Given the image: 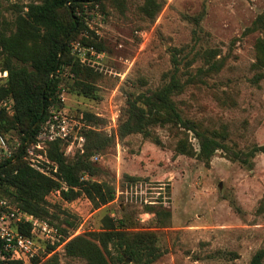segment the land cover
<instances>
[{
    "label": "rangeland",
    "instance_id": "374dc122",
    "mask_svg": "<svg viewBox=\"0 0 264 264\" xmlns=\"http://www.w3.org/2000/svg\"><path fill=\"white\" fill-rule=\"evenodd\" d=\"M33 1L0 0V15L10 21ZM144 2L102 0L83 6L87 30L71 41L70 50L74 60L94 72L95 95L77 93L65 66L58 102L48 113L67 117L71 136L52 141L37 137L43 123L25 142L23 134L9 131L0 135V159L12 157L23 143L12 161L21 152L22 161L52 177L56 166L47 156L51 142L60 141L68 159L83 154L85 131L115 134L125 117L126 95L160 87L176 67L185 86L173 99L183 117L210 129L225 127L227 142L235 149L264 145V66L255 64V43L264 40V22L255 21L264 18V0H154L160 7L152 18L142 11ZM88 30L102 43L101 50L80 40ZM212 62L221 67L196 76L198 68ZM5 81L1 73L0 85ZM6 99L10 107L0 111L12 113L13 99L0 101ZM86 113L98 122L88 121ZM151 132L160 145L133 133L115 136L114 143L91 156L100 170L84 177L111 184V202L94 208L83 195L67 202L54 190L45 199L57 216L43 220L57 226L76 216L79 233H84L103 230L111 218L125 230L146 232L159 253L150 264H249L264 251V154L256 153L244 165L218 150L207 163L174 150L182 129L154 126ZM186 134L198 151L194 134ZM0 201L6 202L0 204V214L14 209L28 214L4 194ZM150 208L159 210V216ZM1 226L18 231L20 224L4 217ZM40 244L45 246L42 240ZM56 252L60 264H87L81 257L66 256L62 247Z\"/></svg>",
    "mask_w": 264,
    "mask_h": 264
},
{
    "label": "trees",
    "instance_id": "16d2710c",
    "mask_svg": "<svg viewBox=\"0 0 264 264\" xmlns=\"http://www.w3.org/2000/svg\"><path fill=\"white\" fill-rule=\"evenodd\" d=\"M101 1L37 0L28 3L25 12L17 11L10 21L0 15V56L2 69L7 71L6 81L0 85V99L11 97L14 102L12 113L0 111V135L14 130L18 135L23 134L22 142L29 136L33 138L40 124L49 119L50 106L58 102L59 84L65 80V66H69L66 75L71 78L77 93L88 97L95 95V74L72 58L70 45L79 33L87 30L81 13L83 6L101 4ZM159 7L154 0H146L142 11L152 18ZM259 22H264L263 16L255 21V25ZM88 34L80 38L83 44L101 50L102 43L97 41L95 33L88 30ZM255 51V64L264 66V40L257 39ZM220 67L221 63L212 62L206 69L198 68L196 76L216 71ZM184 86L185 82L180 79L176 67L168 81L160 87L139 94H127L125 117L116 133L108 135L88 129L85 131V152L73 159L65 156L60 141L51 142L47 156L56 166L52 177L22 161L21 152L12 161L22 148V143L12 157L0 159V194L11 198L22 210L39 219L57 216L50 212L45 199L54 190L59 192L63 201L70 202L83 195L94 208L105 205L114 199L115 191L111 184L84 177L85 174L93 176L100 170L90 160L91 156L114 143L115 136L123 139L133 133H139L160 145L159 138L151 132L154 126L182 129L183 137L177 140L174 150L207 163L218 150L244 165L250 163L256 153L264 154V145H255L245 151L235 149L227 142L225 127L210 129L183 117L173 97L181 93ZM85 115L88 121L97 123L99 120L92 114ZM188 131L197 139L198 151L188 141ZM149 211L156 216L160 214L157 209L150 208ZM75 218L78 219L76 216L73 220L66 217L56 224L63 238L54 245H47L48 251L54 250L68 238L61 246L64 254L81 257L87 264H126L127 260L132 264H150L159 255L148 233L125 230L124 224L117 226L111 218L107 219L103 230L71 236L78 228ZM18 230L29 234V225H23ZM114 251L116 258L113 256ZM263 254V250L258 251L249 264H261ZM0 264L5 263L0 260ZM8 264L19 262L9 260ZM33 264H60L59 255L54 251L43 261L35 258Z\"/></svg>",
    "mask_w": 264,
    "mask_h": 264
},
{
    "label": "built area",
    "instance_id": "2783aa9c",
    "mask_svg": "<svg viewBox=\"0 0 264 264\" xmlns=\"http://www.w3.org/2000/svg\"><path fill=\"white\" fill-rule=\"evenodd\" d=\"M3 76H7V71L0 72ZM10 105L8 100L0 101V109H9ZM72 128L69 126L67 117L61 116L56 112L51 114L49 119L45 121L38 130L39 136L47 140L63 139L67 140L71 136ZM41 135V136H40ZM30 137V136H29ZM81 139V138H80ZM0 204H6L5 201H0ZM4 217L14 219L20 224L29 225V234H24L19 230L13 231L9 226H1L0 228V240L2 242V249L0 253L1 259L14 260L19 264H33L35 258H45L50 256L54 251L58 250L62 244L68 239L65 238L54 250L48 251L47 245H54L56 242H60L63 238L62 233L58 228L46 220L34 217L31 214L20 213L16 209L12 211L1 212L0 219L4 220ZM78 227L71 235H76L80 232ZM42 240L45 244H40Z\"/></svg>",
    "mask_w": 264,
    "mask_h": 264
},
{
    "label": "water",
    "instance_id": "95a60500",
    "mask_svg": "<svg viewBox=\"0 0 264 264\" xmlns=\"http://www.w3.org/2000/svg\"><path fill=\"white\" fill-rule=\"evenodd\" d=\"M42 111H43V109H42ZM38 122H36L35 124H34V126H36V124H37ZM29 138V137H28Z\"/></svg>",
    "mask_w": 264,
    "mask_h": 264
}]
</instances>
